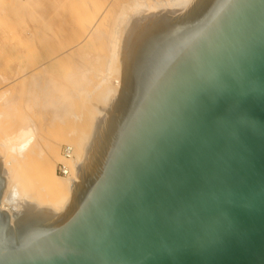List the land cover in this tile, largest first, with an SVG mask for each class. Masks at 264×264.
<instances>
[{"label":"water","instance_id":"obj_1","mask_svg":"<svg viewBox=\"0 0 264 264\" xmlns=\"http://www.w3.org/2000/svg\"><path fill=\"white\" fill-rule=\"evenodd\" d=\"M74 177L59 216L0 211V264H264V0L131 21Z\"/></svg>","mask_w":264,"mask_h":264},{"label":"bare ground","instance_id":"obj_2","mask_svg":"<svg viewBox=\"0 0 264 264\" xmlns=\"http://www.w3.org/2000/svg\"><path fill=\"white\" fill-rule=\"evenodd\" d=\"M193 1L125 0L119 2L116 11L115 6L109 9V5L99 8L100 11L96 9L94 16L91 13V21H94L79 30L80 35L76 32L79 40L73 46L65 43V46L54 52L44 49V58H38L40 64L36 63V68L35 60L28 61V66L32 65L33 68L25 65L17 67L15 75L19 82L14 81L11 89L3 90L0 101L9 97L16 105L23 101H36L42 104L43 110L51 115L53 120L61 121L62 124L49 136L42 138L35 123L30 122L29 126L10 134V128L5 121L9 112L0 111V173L5 181L0 197V211L8 213L11 225V214H19L25 205L46 209L53 216L61 215L66 209L70 198V184L77 182L74 177L75 167L86 156L93 135L102 125L116 97L120 76L121 42L131 21L137 18L146 21L157 15L178 17ZM0 3L10 14L24 15L22 13L26 4L22 0H0ZM77 29L78 27L75 31ZM92 41L104 46L107 57L103 68L92 72L94 75L91 79H87L84 74H76L65 80L50 74L52 72L49 66L62 63L61 55L69 53L75 47L86 46ZM16 45L17 43L14 46ZM4 48L1 43L0 49ZM13 116L14 124L22 119L18 109L13 112ZM63 145L71 146L74 151L73 158L67 161L72 170L71 178H62L55 174V164L63 161L59 155V149Z\"/></svg>","mask_w":264,"mask_h":264},{"label":"rangeland","instance_id":"obj_3","mask_svg":"<svg viewBox=\"0 0 264 264\" xmlns=\"http://www.w3.org/2000/svg\"><path fill=\"white\" fill-rule=\"evenodd\" d=\"M30 1L22 0L26 4L22 13L24 15L10 14L0 3V45L3 43L5 46L4 49H0V95L3 90L11 89L14 81L19 82L15 75L17 67H24V65L27 67L30 61L35 60V64L31 63L36 68L40 64L39 57L44 58V49L54 52L65 46V43L73 46L79 40L81 29L94 21L91 19L97 11L96 9H102L109 5V9H113L115 6L114 10L116 11L119 2L125 0H111L110 4V0H33V2L31 1L33 4ZM100 4L101 6H99ZM78 22H81L79 24L82 25H79ZM77 27L78 29L75 31ZM16 43L17 45L14 46ZM103 47L101 43L92 41L86 46L81 45L73 48L69 53L61 55L62 63L60 65L49 66V70L52 72L50 74L65 80L70 75L76 74H84L87 79H91L94 75L92 72L103 68L107 57V52ZM78 53L79 55H77ZM28 67L33 68L32 65ZM34 93L36 94L37 91ZM17 109L20 111L22 119L14 124L13 112L15 113ZM2 110L9 112L5 121L10 128V134L22 127L29 126L30 123H35L42 138V136H49L56 127H59V124L60 126L62 124L61 121L53 120L51 115L43 110L42 104L36 101H23L16 105L14 100L9 97L0 101V111ZM63 181L65 180L63 179Z\"/></svg>","mask_w":264,"mask_h":264},{"label":"built area","instance_id":"obj_4","mask_svg":"<svg viewBox=\"0 0 264 264\" xmlns=\"http://www.w3.org/2000/svg\"><path fill=\"white\" fill-rule=\"evenodd\" d=\"M73 148L68 145H63L60 149V155L63 161L59 162L55 166V172L59 177L62 178H71L72 170L67 164V161L73 158Z\"/></svg>","mask_w":264,"mask_h":264}]
</instances>
